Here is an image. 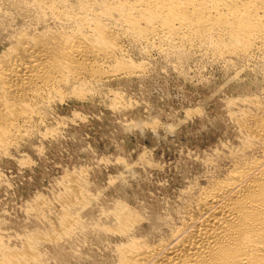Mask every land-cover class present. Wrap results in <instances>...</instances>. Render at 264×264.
<instances>
[{"label":"rangeland","instance_id":"rangeland-1","mask_svg":"<svg viewBox=\"0 0 264 264\" xmlns=\"http://www.w3.org/2000/svg\"><path fill=\"white\" fill-rule=\"evenodd\" d=\"M30 2L0 0V55L39 28ZM109 25L136 70L40 104L0 148V264H115L118 215L139 218L145 233L164 227L242 145L232 112L262 95L264 50L227 60L206 43L150 45Z\"/></svg>","mask_w":264,"mask_h":264},{"label":"bare ground","instance_id":"bare-ground-1","mask_svg":"<svg viewBox=\"0 0 264 264\" xmlns=\"http://www.w3.org/2000/svg\"><path fill=\"white\" fill-rule=\"evenodd\" d=\"M70 1L31 0L39 28L14 35L0 55V148L36 119L40 104L67 92L83 96L110 72L136 70L125 65L119 27L148 44L206 43L227 60L264 50V0ZM258 89L262 95L241 98L230 115L242 145L187 191L176 217L164 227L152 220L145 233L139 218L115 216V264H264V85Z\"/></svg>","mask_w":264,"mask_h":264}]
</instances>
